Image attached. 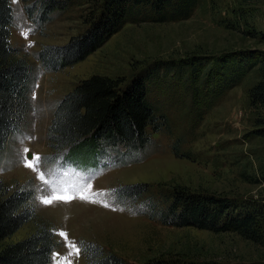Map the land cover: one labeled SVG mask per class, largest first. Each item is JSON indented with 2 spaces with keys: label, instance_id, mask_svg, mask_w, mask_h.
<instances>
[{
  "label": "rangeland",
  "instance_id": "374dc122",
  "mask_svg": "<svg viewBox=\"0 0 264 264\" xmlns=\"http://www.w3.org/2000/svg\"><path fill=\"white\" fill-rule=\"evenodd\" d=\"M37 1L9 0L8 40L34 77L23 121L0 152V181L10 190L32 191L34 216L1 239L0 247L44 224L55 242L49 264H85L87 244L131 263L264 264V247L236 233L164 225L148 216L149 204L160 206V195L174 185L227 197L237 207L264 197V185L253 182L264 160V128L258 125L264 108L249 106L247 99L248 88L264 73V0H197L185 19L127 22L83 60L55 72L38 67L35 51L83 32L97 1L68 0L43 24L25 10ZM234 52L250 54L258 64L215 97L205 85L200 91L188 86L187 69H172L185 58H203L201 78L218 58ZM150 70L147 98L167 121L142 148L123 158V147L71 155H54L47 147L52 111L80 79L100 74L121 79L123 86ZM131 183L148 189L134 200L117 201L112 189Z\"/></svg>",
  "mask_w": 264,
  "mask_h": 264
},
{
  "label": "trees",
  "instance_id": "16d2710c",
  "mask_svg": "<svg viewBox=\"0 0 264 264\" xmlns=\"http://www.w3.org/2000/svg\"><path fill=\"white\" fill-rule=\"evenodd\" d=\"M67 1L39 0L25 6V10L28 15H35L38 24H43L49 20L51 12L65 9ZM96 1L97 11L91 12L83 32L69 37L63 44H45L35 51L34 59L42 71L55 72L83 60L127 22L185 19L197 0ZM239 1L245 4L249 0ZM11 16L9 0H0V152L23 121L29 83L34 77L32 66L9 43ZM204 61L188 57L179 65L175 63L172 69H187L188 86L205 85L204 91L210 92L212 97L239 83L258 64L257 58L250 54L229 53L218 58L200 78ZM151 71L133 76L123 86L121 79L100 74L80 79L62 95L52 111L45 132L47 147L54 155L63 150L69 155L95 151L106 154L107 149L118 152L123 147L118 154L123 158L142 148L149 142V133L160 131L167 121L147 98L146 80ZM247 99L249 106L264 108V73L248 88ZM261 123L258 125L264 128V119ZM253 182L264 185V160ZM147 189L145 183H131L117 186L111 192L117 201H124L138 198ZM159 203L158 207L149 204L148 216L155 217L161 224L233 232L264 247V197L237 207L227 197L174 185L160 195ZM33 208L29 188L21 186L10 190L0 181V240L31 220ZM54 246L48 226L39 224L24 238L0 247V264H49ZM83 248L85 264H173L167 260L131 263L113 253L104 254L93 244Z\"/></svg>",
  "mask_w": 264,
  "mask_h": 264
},
{
  "label": "snow or ice",
  "instance_id": "6c2138e0",
  "mask_svg": "<svg viewBox=\"0 0 264 264\" xmlns=\"http://www.w3.org/2000/svg\"><path fill=\"white\" fill-rule=\"evenodd\" d=\"M26 167H31V165L28 164V165H26ZM57 199H65V198H63V197H57ZM44 203L45 204H49V203H51V201L50 200H45Z\"/></svg>",
  "mask_w": 264,
  "mask_h": 264
},
{
  "label": "built area",
  "instance_id": "2783aa9c",
  "mask_svg": "<svg viewBox=\"0 0 264 264\" xmlns=\"http://www.w3.org/2000/svg\"><path fill=\"white\" fill-rule=\"evenodd\" d=\"M263 13H264V11H263ZM263 30H264V20H263Z\"/></svg>",
  "mask_w": 264,
  "mask_h": 264
}]
</instances>
